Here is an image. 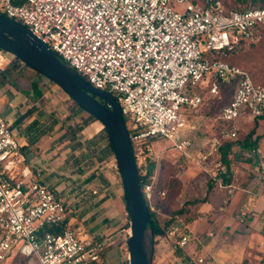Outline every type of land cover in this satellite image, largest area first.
Returning a JSON list of instances; mask_svg holds the SVG:
<instances>
[{
    "label": "built area",
    "instance_id": "obj_1",
    "mask_svg": "<svg viewBox=\"0 0 264 264\" xmlns=\"http://www.w3.org/2000/svg\"><path fill=\"white\" fill-rule=\"evenodd\" d=\"M0 15L27 27L94 88L114 95L128 119L138 169L154 160L153 140L168 141L185 155L199 147L203 163L214 160L212 180L233 195L234 188L224 184L220 148L236 139L243 117L264 115V86L221 56L260 40L264 7L226 10L221 0H0ZM221 88L231 90L228 103L217 116L203 115L207 102L222 99ZM209 122L231 127L210 137ZM140 174L146 176L147 169ZM30 176L14 122L0 114V264L16 256L38 264L97 261L96 251L77 231L66 227L42 234L67 220L68 205L46 184L26 183ZM152 193L146 184L147 201ZM163 239L182 251L192 242L178 216Z\"/></svg>",
    "mask_w": 264,
    "mask_h": 264
},
{
    "label": "rangeland",
    "instance_id": "obj_2",
    "mask_svg": "<svg viewBox=\"0 0 264 264\" xmlns=\"http://www.w3.org/2000/svg\"><path fill=\"white\" fill-rule=\"evenodd\" d=\"M223 4L226 10L238 9L241 6L239 0H223ZM14 58L11 54L1 51L2 70L9 66ZM221 59L244 69L257 84L264 86V33L256 43L234 54L221 56ZM18 69L15 76L11 79L8 77L5 82L0 83V114L8 121L15 123L16 109L22 105L25 112L33 111L34 114L30 115L31 120L35 118L39 121L42 136H48L54 131V141L45 143L43 148L35 153L39 159L35 160L31 167L34 175L37 176L40 172L41 179L44 180L43 184L49 186L66 202L68 220L71 217L75 219V222L78 220V226H82L87 234L93 228H101L102 231L99 233L100 237L103 236L101 251L105 252L107 263L122 264L120 242L125 239L119 237L122 230L119 226L123 224V228L126 224L121 221L124 210L123 189H121L122 182L114 160L107 159L102 154L106 148V139L103 132L96 134L103 128L102 124L99 121L90 124L89 114L79 111L58 85L39 76L23 62H19ZM188 88L196 94H203L199 87L188 85ZM221 95L220 101L207 102L202 110L203 115L217 116L219 114L232 93L230 89L221 88ZM185 117L190 119L192 116L185 115ZM80 125H84V130L74 134L73 132ZM220 127L219 122H209L205 130L211 137L221 129ZM14 128L17 132L18 125ZM237 128L239 140L248 138L249 134H253L252 140L255 137L260 138L258 146L260 152L256 155L236 148L232 156L234 164L232 178L237 175L241 182L256 176L264 191V119L243 117ZM90 137L93 139L87 141ZM151 145L154 150L152 156L154 160L148 159L141 173L151 162L155 163L154 173L148 184L152 185L153 192L160 190V193L164 192L165 196L161 197L159 194L155 199L152 197L149 206L160 222L172 223L176 216L186 221V218L190 216L201 214L200 210L202 214L211 217L221 206H225L223 202H219L220 200L214 208L209 206V196L219 187L215 185L216 182L211 177L213 170L215 171L214 160L203 163L198 154L199 147H196L189 155H185L176 152L168 141L153 140ZM84 146L88 148L84 149ZM32 180L29 177L25 182L30 183ZM209 186L212 188L210 193ZM207 195V201L202 202ZM227 208L225 210H229V214L232 210L233 212L236 210L234 202H231ZM180 209H185L188 217L175 213ZM104 220L108 221L106 226ZM263 223L264 214H261L258 227L261 228ZM72 224L70 227L74 228ZM128 232L129 229L124 234ZM176 250L173 244L167 243L158 249L156 247L152 264H177L180 258L174 255ZM262 251L263 249L256 253L260 255L263 254ZM176 258L179 260L175 261ZM256 262H259V258ZM5 264H38V262L34 258L25 259L16 256Z\"/></svg>",
    "mask_w": 264,
    "mask_h": 264
},
{
    "label": "crops",
    "instance_id": "obj_3",
    "mask_svg": "<svg viewBox=\"0 0 264 264\" xmlns=\"http://www.w3.org/2000/svg\"><path fill=\"white\" fill-rule=\"evenodd\" d=\"M1 60L0 64L2 68L3 62L1 63ZM23 108L21 105L16 109V121L20 119L16 137L21 145V151L26 159V165L30 168V177L35 181L44 183L43 178L41 179L40 172L35 176L31 167L35 163V160L39 159L35 155L37 150L42 149L45 143H49V141L52 143L54 141V131L48 136H42L39 129L41 125L38 120L35 118L31 120L32 117L30 115L26 118L21 117L27 112ZM32 114H34L33 111ZM101 132L102 128L96 134H100ZM92 137L94 138V135ZM92 137L88 138L87 141H91L93 139ZM86 147L84 146L83 148L86 149ZM89 151L92 152L91 148H89ZM252 151L243 152L251 153ZM227 186L234 188V193L231 197L227 195L225 189H217L209 196V206H213L214 208L219 200L225 206H221L219 203L221 206L220 209L216 210L211 217L202 214L203 212L200 210L199 213L201 214L193 216L189 221H183L192 237V242L187 250L183 251L185 257L180 258V260L178 258L175 259V261L179 260L177 264H199L198 260L200 258L204 259L203 264H242L244 260H248L249 264H264V237L262 235L264 223L261 228L258 227L261 214H264L262 213L264 210L262 209L264 207V191L260 186L259 179L255 176L240 182V178L235 175L231 183ZM231 202H234L236 210L234 212L232 210V213L229 214V210L225 209H228L227 207L231 205ZM223 207L226 208L224 209ZM123 209L121 221L125 224L127 220L124 206ZM104 221L106 226L108 221ZM70 224L74 228H71ZM122 225L119 226L122 229L120 230L119 237L121 236V239H125L120 242L121 262L123 264L127 257V249L126 234H124L126 230L122 228ZM77 226L78 220L75 222V219L71 217L68 220L67 227L79 232L80 237L88 242L97 253L98 260L91 264H108L105 252L101 251V245L103 243V236H99L101 235L99 234L102 231L101 228H93L87 234L82 226ZM162 238L158 237L156 239L157 249L166 244V241L164 239L162 240ZM262 249L263 254L258 255L256 251H261ZM155 256L157 257V250ZM258 258L259 262L257 263L256 260Z\"/></svg>",
    "mask_w": 264,
    "mask_h": 264
},
{
    "label": "water",
    "instance_id": "obj_4",
    "mask_svg": "<svg viewBox=\"0 0 264 264\" xmlns=\"http://www.w3.org/2000/svg\"><path fill=\"white\" fill-rule=\"evenodd\" d=\"M0 50L58 85L75 105L97 119L106 129L121 178L129 219V264H152L154 239L150 229V212L142 192L129 131L117 99L110 92L98 90L86 82L27 27L1 15Z\"/></svg>",
    "mask_w": 264,
    "mask_h": 264
},
{
    "label": "trees",
    "instance_id": "obj_5",
    "mask_svg": "<svg viewBox=\"0 0 264 264\" xmlns=\"http://www.w3.org/2000/svg\"><path fill=\"white\" fill-rule=\"evenodd\" d=\"M195 2H199V3H204L206 0H193ZM223 2V0H221ZM240 3H241V6L238 8V9H227V10H236V11H244L246 8L250 6L252 7H264V0H239ZM19 2V0H18ZM248 4V5H247ZM264 33V29L262 31V34ZM262 37V36H261ZM1 51V50H0ZM19 60L17 58H14L13 59V62H11V64H9V66H7L2 72H1V75H0V83L2 84L3 82H5L6 78H10L12 76H15L16 73L19 71ZM231 64V63H230ZM233 65V64H232ZM16 72V73H15ZM15 74V75H14ZM39 75V74H38ZM40 76V75H39ZM253 79V78H252ZM11 81V80H10ZM76 108L79 110V111H83L82 109H80L77 105H75ZM84 112V111H83ZM32 112L31 111H27L23 116H21L22 118H26L28 117L29 115H31ZM255 119H264V115L261 116V117H258V118H255ZM20 122V119L17 120L15 123H14V127L17 126ZM88 122L90 123H93V122H98L97 119H95L94 117H92L91 115H89V120ZM87 122V123H88ZM125 122L126 124H128V120L125 119ZM226 127V128H230L231 127V124H221V127ZM84 130V125H80L78 126L75 131L73 132L74 134L77 132V133H80ZM220 130V129H219ZM102 132H103V135L106 139V148L105 150L103 151V157L105 158H112L114 161H115V158H114V153H113V150L111 148V145L109 143V139H108V134H107V131L106 129L103 127L102 128ZM252 135L253 134H249V137L248 138H242L241 140H239V132L237 133V137L236 139L234 140H230V141H225L223 142L221 148H220V161L222 162V164L225 166V168L227 169V175L224 176V184L225 185H229L232 181V167H233V161H232V156L235 154V149L238 148L242 151H250V150H257L258 149V146H259V141H260V138L258 137H255L254 140H252ZM154 169H155V163L154 162H151L148 167H147V174L146 176H142L140 173H141V170L139 169V179H140V182H141V187H142V192L144 193V186L146 185V183H150V178L152 177L153 173H154ZM216 185V184H215ZM121 189H123L121 187ZM209 190V193L211 192V186H209L208 188ZM153 194V199H155L159 194H160V190L158 191H155L152 193ZM208 199V195L205 197V199L202 201V202H206ZM146 203H147V207H148V210L150 212V220H151V223H150V229L152 231V235H153V239H154V249L156 247V239L158 237H164L165 234H166V231L168 229V227L170 226L171 222L169 221H166V222H160L157 215L154 214L151 209H150V206H149V201L146 200ZM122 205L125 207V200H124V194L122 192ZM125 212V217H126V224L125 226L123 227L124 230H128L129 229V219H128V216L126 214V211ZM177 215H184L185 218L188 217V212L185 210V209H180L178 210L177 212H175ZM192 217L190 216V218H186L187 221L191 220ZM68 225V219L63 223L61 224L60 226L58 227H47L45 228L43 231H42V234H45L47 232H51V233H55V234H58L62 229H65ZM262 235L264 237V229L262 230ZM127 239H128V234H126V249H127V257L124 261L123 264H129V261H128V255H129V251H128V246H127ZM176 257L178 258H183L185 257L184 256V253L182 250L180 249H177L175 251V254H174ZM242 264H249L248 260H244Z\"/></svg>",
    "mask_w": 264,
    "mask_h": 264
},
{
    "label": "bare ground",
    "instance_id": "obj_6",
    "mask_svg": "<svg viewBox=\"0 0 264 264\" xmlns=\"http://www.w3.org/2000/svg\"><path fill=\"white\" fill-rule=\"evenodd\" d=\"M147 250H149V244L147 243Z\"/></svg>",
    "mask_w": 264,
    "mask_h": 264
},
{
    "label": "flooded vegetation",
    "instance_id": "obj_7",
    "mask_svg": "<svg viewBox=\"0 0 264 264\" xmlns=\"http://www.w3.org/2000/svg\"><path fill=\"white\" fill-rule=\"evenodd\" d=\"M104 104H105V102L104 101H102Z\"/></svg>",
    "mask_w": 264,
    "mask_h": 264
}]
</instances>
